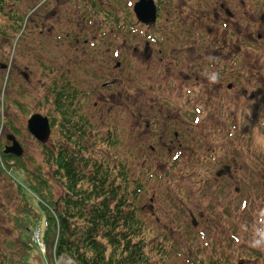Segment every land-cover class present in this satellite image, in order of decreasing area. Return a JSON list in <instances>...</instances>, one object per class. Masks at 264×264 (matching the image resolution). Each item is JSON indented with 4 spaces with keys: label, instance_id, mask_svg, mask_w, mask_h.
Here are the masks:
<instances>
[{
    "label": "rangeland",
    "instance_id": "rangeland-1",
    "mask_svg": "<svg viewBox=\"0 0 264 264\" xmlns=\"http://www.w3.org/2000/svg\"><path fill=\"white\" fill-rule=\"evenodd\" d=\"M6 1L0 2V65L7 67L0 66V264L7 258L20 260L27 253L17 229L24 225L21 216L26 210L21 192L34 203L26 182L46 179L56 196L60 194L46 155L48 150H69L73 145L51 95L64 85V77L71 94L62 105L66 110L71 104L66 110L70 121L75 117L89 122L78 163L85 172L94 173L90 166L103 158L111 180L124 173L129 192L139 188L135 206L144 222L150 264H208L225 258L232 264H264V247L253 246L254 240L264 237V119L257 116L264 111V93L256 91L260 88L256 82L248 84L252 77L264 79V45L262 40L244 43L235 55L236 37L228 38L229 47L218 52L225 45L226 28L214 17L224 18L219 9L223 0H176V8L183 11H176V19L169 17L173 24L159 35L153 63L133 57L135 48L141 49L139 57L141 52L150 53L147 47L143 50L147 38L128 36L122 27L115 32L114 46L127 43V48L118 57L102 48L114 40L104 33L118 30L117 21L97 19L92 26L86 20L79 33L78 19L62 6L63 0L44 2L32 22L28 13L42 0H19L12 6L21 16L13 23L14 17L2 11L9 10ZM113 1L112 14L122 23L138 25L123 0ZM229 1L244 29L248 17H264V0H244V16L236 11L238 3ZM190 4L196 6L192 14L184 7ZM158 25L140 28L158 35ZM93 36L98 37L97 48L74 50L75 38L90 45ZM211 40H220L213 43L214 54L204 50L203 44ZM160 49L176 54L159 62ZM117 64L120 70L114 68ZM18 67L27 73V80ZM224 74L227 78H220ZM234 77L238 79L232 82ZM113 80L124 83L103 86ZM228 82L234 85L232 90ZM242 89L246 96H240ZM119 92L138 100L129 98L124 103L118 99ZM101 93L115 94L116 103ZM107 102H114L111 109ZM195 107L200 109L196 113ZM138 111L157 118L146 121L140 115L142 120L134 121L133 113ZM32 114L46 116L52 124L45 143L29 133L27 120ZM145 123L151 128H145ZM8 135L24 150L19 162L11 155L10 161L2 158ZM22 238L27 245L32 243L31 233ZM29 248L25 259L30 264H46ZM55 264L72 263L63 256Z\"/></svg>",
    "mask_w": 264,
    "mask_h": 264
},
{
    "label": "trees",
    "instance_id": "trees-1",
    "mask_svg": "<svg viewBox=\"0 0 264 264\" xmlns=\"http://www.w3.org/2000/svg\"><path fill=\"white\" fill-rule=\"evenodd\" d=\"M10 17H14L13 23L17 20L14 12L10 13ZM251 21L248 20L246 31L259 23L258 32L264 35V22L258 17L254 24ZM56 104L60 107V124L68 135L66 138L73 143L69 150L59 147L56 151L48 150L46 155L55 182L61 189L60 194L56 196L53 185L46 179L26 182L34 203L21 192L26 210L21 216L24 225L19 224L17 229L20 228V242L27 246V253L22 254L20 260L7 258L1 264H30L29 259H25L30 245L37 251V260L42 258L46 264H55L63 256L69 258L72 264H150L144 222L135 206L139 188L130 193L124 173H118L117 181L114 178L111 180L109 164L103 158L90 166L94 173L85 172L84 167H80L77 155L84 149L87 128H84L82 120L76 121L75 117L73 122L70 121V115L61 105L60 95L56 97ZM132 118L136 121L139 117L134 115ZM68 124L71 126L66 128ZM2 158L11 160L4 154ZM16 166L24 170L23 165ZM36 229H39V243L44 246L43 249L34 239L27 245L22 238L26 232L33 236ZM208 264L232 262L225 258Z\"/></svg>",
    "mask_w": 264,
    "mask_h": 264
},
{
    "label": "flooded vegetation",
    "instance_id": "flooded-vegetation-1",
    "mask_svg": "<svg viewBox=\"0 0 264 264\" xmlns=\"http://www.w3.org/2000/svg\"><path fill=\"white\" fill-rule=\"evenodd\" d=\"M2 1L3 0H1L0 2L2 3ZM48 1H50V0H42L38 7H36L34 10L32 9L31 13H28V18L30 19L29 20L30 22H32L33 18L35 17L36 10L38 11V8H41L44 5V2H48ZM55 1H57V0H55ZM148 1H150V3H152L153 7H154L153 18H152L153 21H155L154 23H149L145 19H140L141 17L139 18L136 11H135V7L138 3L148 2ZM235 1L239 5V7L236 8V11L239 10V14L241 12V16H244L245 15V8L247 7L244 0H235ZM59 2H60V0H59ZM225 2H226V4H225ZM229 2H230L229 0H223V2L219 5V9L223 12L224 18L220 19L217 16L214 17V19L217 22L221 21L220 23H222L223 26H225V28H226L225 45L219 46L218 52H220L225 47H227V48L229 47V44H227L228 38L230 40H232L236 37L235 38L236 42L233 43V46H232V49H233L235 55L236 54L239 55V53L241 52V49H242V45L244 43L250 45V44H255L256 42H259L262 40V45H264V39H262V37L264 35H262L260 32H258L259 23L253 28L257 31L252 30V29L249 31H246V29H244L243 24L241 22H239L240 19L238 18V14H236V16H235L234 15L235 11L231 10V8L229 7V5H230ZM3 3L6 4L7 10L8 9L10 10V9L15 8L14 7L15 5L12 6L13 4H19V0H13V3H11V2H9V0H7L6 2H3ZM124 3H126V5ZM194 3L197 4V2H195V1H194ZM61 4L63 7L66 8V10L69 12V14L75 16L78 19L77 28H78L79 33L81 30L84 31L85 26H84L83 22H85L86 20L88 21V24L90 23L92 26L94 25V22L97 19L98 20L103 19V20L108 21V22L111 21L112 23L114 21H117L116 25H119V26H117L119 28L118 30L115 29V30H112L111 33H104V35L107 34V37H113L114 40L109 39L107 41L108 43L102 46V48L105 47L106 50L112 51L113 54H115V56H117V57H118V52L120 50L127 48V46H125L127 43H123L122 45L116 46V47L114 46L116 43L115 32H116V34H118V31H121V27L123 28V30H122L123 33L128 34V36L136 34L138 36L140 35V36H144L145 38H147V39H145L144 44L146 46L144 45L143 50H146V47H147L150 49V53L147 52L146 56H145L141 52V56L139 57V55L137 56V53L141 51L140 48H135V49H137V52L133 53V57H136L137 60H139V61L143 60L144 62H147V63H153L154 62V55H153L154 53H152V52L155 49V45L157 43H159L158 42L159 37H160L159 35L161 33H163L168 27H170L171 24H173V20L170 19L169 17H171V18L175 17V19H176V11H180L178 8H176V0H123L124 7H127L130 9L131 15H133L134 19L138 23V25H134V24H129V23H122L118 15L112 14L114 12V10L112 9V6L114 4L113 0H109L108 2L104 1V0H63ZM234 5H236V4H234ZM10 6H12V7L10 8ZM184 7H188L189 12L191 14L196 10V6H194L193 4H190V5H187ZM2 11L4 12L3 13L4 15L9 16V14L7 13L8 11H5V9ZM182 11H180V12H182ZM257 17L259 20L261 19L264 22V17H260L257 14H253L252 16L248 17V20H250V21L253 20V22L252 21L251 22H252V24H254V21L257 19ZM157 23L160 24L157 26L158 30H160V33L158 35L152 34V32H150V31L146 33L144 29L140 28L142 26L149 27L150 24H152L151 26H153V25L155 26ZM35 27H33V29ZM252 31H255V33H251ZM93 38H94V40H89L90 45H88L87 43H86V45H84V44L82 45L80 43V38L79 37L75 38L74 39V50L78 53L80 48H82L83 51L87 47H90L92 50L97 48L99 46L98 37L93 36ZM97 42H98V44H97ZM219 42H220V40L217 43H219ZM213 43L217 44V43H215V41L212 42V40L210 42H208L207 46H205V44H203L204 50L206 51L209 49L214 54V51H213L214 44ZM95 44H97V46H95ZM74 50H71V53H75L76 57H77V53ZM169 54H170V51H165L164 49L158 50V55L161 57V58L159 57L160 58L159 62L163 61V60H161L162 58H166L165 55H167L168 58H171V60H172L173 56L176 53H174L172 55H169ZM232 58L233 57H231L230 59H232ZM170 62H169V68H171ZM0 66L7 68L3 64H1ZM114 68H116V70H120L119 69L120 65L117 64L114 66ZM18 69L20 70L21 74L27 80L28 79L27 73L19 67H18ZM222 71L220 74H222ZM66 75H67V77L71 75V72L68 68H67ZM220 78H227V76H226V74H224ZM66 79L67 78L64 77L65 83L63 86H61V89H56L54 91V93L51 94L55 107H57L56 97L58 95L61 96V105H62V101H63V103H65V101L69 102V95L71 94V92H68V89H67L68 85H66ZM237 79L238 78H235V77L232 78V82L237 80ZM256 81H264V79L252 77L251 80L248 81V84H251L252 82H256ZM232 82H228V84H227L228 90L233 89L234 85L231 84ZM123 83H124L123 80H121V82H118L117 80H113L111 82H106L105 84H103V86H105V87H116L117 85H122ZM218 83H220V82H218ZM258 85L260 86V88H256V91L258 89L259 93L260 92L264 93V83L256 82V87ZM54 86H55V84H54ZM51 88H53V85ZM59 92H61V93H59ZM101 95L107 101H115V100H113L114 95H115L113 93L107 94V95H104L103 93H101ZM246 95H247L246 90L242 89V95H240V96H246ZM129 98L138 100V98H132V96L129 93H126L125 96L122 92H119V94H118V99L124 100V102H125V99L127 100ZM115 103H116V101H115ZM106 105L108 106L109 109H111L114 105V102H107ZM70 106H71V104L68 105V107H66V110L69 109ZM59 110H60V107H59ZM133 114L135 115V113H133ZM136 115L139 117L136 121L142 120L141 116L144 117L146 119V121H148L150 118H157L156 115H152V117L149 118V115L147 113L144 115H141L139 111L136 113ZM261 115L264 117V111L262 112V114L261 113L257 114V116H260V117H261ZM84 124H85V126H88L89 122H87V124L84 122ZM70 126H71V124L67 125L66 128H69ZM144 127L145 128H151L148 123H145ZM175 136H176V134H175ZM7 137H9V135ZM10 144H11V141L8 140V144H6L5 147H9ZM8 155H11V154H8ZM175 156H176V153H175ZM224 173H228V172H224Z\"/></svg>",
    "mask_w": 264,
    "mask_h": 264
},
{
    "label": "water",
    "instance_id": "water-1",
    "mask_svg": "<svg viewBox=\"0 0 264 264\" xmlns=\"http://www.w3.org/2000/svg\"><path fill=\"white\" fill-rule=\"evenodd\" d=\"M135 11L140 19L151 20L153 18L154 7L153 4L148 2L138 3L135 7ZM28 130L31 134L41 142H46L50 128L46 118L36 114L28 120ZM12 140V146L5 149V153H13L16 156L22 155V149L13 137H9Z\"/></svg>",
    "mask_w": 264,
    "mask_h": 264
},
{
    "label": "clouds",
    "instance_id": "clouds-1",
    "mask_svg": "<svg viewBox=\"0 0 264 264\" xmlns=\"http://www.w3.org/2000/svg\"><path fill=\"white\" fill-rule=\"evenodd\" d=\"M211 80H212V82H215L216 77L213 76V77L211 78ZM253 246H254V247H264V237H262V238L259 239V240H254V241H253Z\"/></svg>",
    "mask_w": 264,
    "mask_h": 264
}]
</instances>
